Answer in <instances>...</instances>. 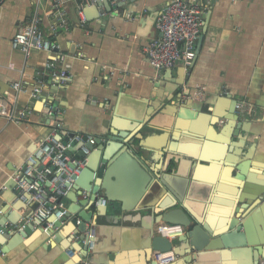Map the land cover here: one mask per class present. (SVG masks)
I'll return each mask as SVG.
<instances>
[{"label":"crops","instance_id":"0c3cea01","mask_svg":"<svg viewBox=\"0 0 264 264\" xmlns=\"http://www.w3.org/2000/svg\"><path fill=\"white\" fill-rule=\"evenodd\" d=\"M171 1L118 0L116 5L110 3L111 9L102 6L86 14L94 8L88 7L84 24L76 5H69L68 28L60 30L54 41L71 66V81L56 88L46 69L51 54L38 50L24 54L11 47L14 36L35 15L44 33L50 34L55 21L52 0H0V101L14 106L17 118L24 116L21 123L0 116V225H18L29 213V207L17 198L11 176L54 122L44 101L33 96L39 81L45 82L41 97L58 106L57 118L66 130L119 146L115 138L124 133L128 135L124 142L131 139L139 153L138 163L123 164L119 157L109 189L95 195L107 199L108 213L102 217L94 213L86 224V229L96 231L93 250L86 252L85 243L79 241L85 234L76 235L75 225L83 219L70 212L77 206L67 194L58 205L69 214L56 229L59 238L43 230L42 224L33 226L28 237L14 245V236L6 241L0 234V264H159L151 253L150 235L157 236V227L166 222L155 211L166 199L176 202L169 193L157 199L160 188L156 185L163 186L160 177L182 187L187 214L207 227L211 223L228 231L236 210L238 216L250 218L248 232H243L247 245L213 246L202 264H260L264 259V248L258 243L264 235V196L251 206L246 203L252 186L264 188V0H197L203 27L192 66L184 71L179 63L159 72L149 64L145 47L160 37L155 19ZM104 66L117 71L110 74ZM180 79L183 85L173 83ZM13 84H20L24 91L17 93ZM199 87L205 88L201 101L194 96ZM235 102L247 107L241 121L248 130L241 140L229 136L226 141L218 135L221 140L216 143L225 149L214 152L215 163H203L200 172L212 189H193L192 162L177 165L170 159L174 154L199 153L196 141L202 140L190 131L201 139L216 137L227 120L212 122L217 121L216 115H228ZM229 145H238L237 152L230 153ZM232 162L244 166L246 181L236 178ZM145 188L144 196L137 197L136 192ZM86 196L78 193L77 200L84 202ZM181 207L178 203L172 210ZM96 208L89 200L80 211L90 213ZM170 264L196 263L178 256Z\"/></svg>","mask_w":264,"mask_h":264},{"label":"built area","instance_id":"2783aa9c","mask_svg":"<svg viewBox=\"0 0 264 264\" xmlns=\"http://www.w3.org/2000/svg\"><path fill=\"white\" fill-rule=\"evenodd\" d=\"M99 1L102 0H52L55 21L50 26V34L44 33L40 26L41 20L35 15L14 36L11 41L12 49L24 54H29L33 50L51 54V58L46 63V69L56 88L63 87L71 81V66L66 62L65 55L54 38L60 30L68 28L66 9L69 5L75 4L80 22L84 24L87 21L86 8L96 7ZM107 1L109 4L116 5L118 0ZM201 15L202 9L197 0H172L157 15L155 25L160 37L153 39L145 47L149 64L156 71L171 70L179 63H182L185 68L192 66L203 27ZM104 67L110 74H115L117 71L112 67ZM44 86L45 82L39 81L33 96L44 101L48 115L54 119V122L49 133L36 144L25 164L16 169L11 176L17 198L29 207V213L18 225L6 222L0 234L23 231L29 225L40 226L50 218L61 221L66 212L58 208L60 199L67 195V185L74 182V176L82 173L87 162V158H79L77 154L70 151L75 144H81L80 151L85 156H89L91 152L87 145H96L97 137L72 133L65 129L63 122L57 118L61 114L58 106L47 103L46 98L41 97ZM11 87L17 93L24 91L20 84H13ZM194 96L197 100H203L205 88H197ZM235 108L239 115H244L247 111L246 105L242 102L237 103ZM0 116L17 123L24 120V116L17 118L14 114V106L11 107L3 101H0ZM107 203L106 198L97 196L93 204L103 207ZM50 227H53V224ZM156 233L172 241L183 235L184 229L180 225L163 223L157 227ZM84 234L88 239V249L91 251L95 247V228L90 227ZM177 258L178 256L173 252L154 253V259L159 264H170ZM260 264H264V259L260 261Z\"/></svg>","mask_w":264,"mask_h":264},{"label":"water","instance_id":"95a60500","mask_svg":"<svg viewBox=\"0 0 264 264\" xmlns=\"http://www.w3.org/2000/svg\"><path fill=\"white\" fill-rule=\"evenodd\" d=\"M107 6L108 9H111L110 4L107 0H102L97 2V6L91 9H88L86 11V14L90 11H93V9L99 11V7ZM99 13V12H96ZM185 71V67H182ZM188 77H184V79ZM176 85H183V82L180 80H177V82H173ZM170 102H172L171 99H169ZM238 102L234 103V108H231L228 111V115H224L219 117V115H216L217 121L212 122V124H217L219 122L220 118H224L227 120L226 126L222 128L219 133L216 132V137H210L207 136L206 139L199 138V134L196 133V131L191 130L190 134H192L193 137H196L198 140H202L201 142H197V144L200 145L199 153H196L195 156H189V157H182L178 156L177 154H174L173 157L170 159L175 164H182L184 160L192 162V188H205L212 189V186L208 183H206L201 175L200 172L203 170L202 164L206 163L209 165H212L215 163V158L213 156L214 152L217 151H224V147L220 144L216 143V141L221 140L219 136L224 137V139L227 141L229 136L231 138H238L242 139L244 138V134H246L247 130L244 122L241 121L242 115H239L236 113V105ZM211 116V115H208ZM112 134H115L112 131ZM188 135V134H187ZM219 135V136H218ZM128 138L127 134L120 132L117 134V137L115 138V141L121 142V146L115 145V144H109L105 145L103 142V139L97 138L96 145H87L88 149L90 150L91 154L89 156H85L81 151V144H75L70 153L77 154L79 158H87V162L85 165V169L82 171V173L79 176H74L73 180L74 182L70 185H67V198L75 204L77 207H74L70 209L71 213H77L79 216L83 219L81 224L75 225L76 226V235L85 233L86 232V224L89 221H92L94 217V213H97L98 217L106 216L108 213V206L103 207H97L94 212H86V211H80L81 206H86L89 202V200L93 201V203L96 200V194H99L100 190L103 188L105 190H108V180L113 174L114 171V165L119 157H121V163L126 164L128 161L131 162V160L137 162L139 156L138 150H134V148L131 146L130 142L127 141L125 143V139ZM176 141V139H174ZM238 149V145H229L227 150L230 153H236ZM173 154V153H172ZM178 157V158H177ZM115 158V159H114ZM138 163V162H137ZM169 166V165H168ZM216 166V165H215ZM232 166L236 173V178L238 180H247V175L245 174L244 166L240 163H234L230 165ZM178 172V171H177ZM169 176H172L171 173L168 174ZM148 179V178H147ZM159 181H162L163 186H158L160 188V192L158 193L157 199H159L163 194L169 193L170 195L175 198L176 202L172 203L171 200H164L158 205L159 211H155L156 214L159 215V219L166 223H174L179 224L183 226L184 233L183 235L179 236L173 241H169L165 238H163L161 235H154L151 234V253L159 252V253H167V252H173L175 255L181 257L184 259V262H190V263H196V264H202L203 260L207 258L210 254L208 251H212L213 246H219L224 248H231L235 246H245L248 243V240H245V234H243L244 231L248 232L249 222L250 218H248V215H241L238 216V210H236L235 220L231 222L229 225L228 231L225 232L226 228L224 227H217L216 225H213L210 223V226L208 227L205 225V223L202 222L201 219H197L194 215H188L187 210L184 208V202L181 198V190L182 187L178 185L175 181H172V179L166 177L162 178L160 177L158 179ZM100 181V182H99ZM147 188L141 190L137 193V197H143L145 194V190ZM179 192V193H178ZM78 193H80L82 196L87 194L86 198L83 201L77 200ZM85 193V194H84ZM264 196V188H260V186H252L250 191V197L246 201L249 206H251L259 197ZM62 198L60 199L61 202ZM158 201V200H157ZM59 202V203H60ZM122 207L121 209L124 210V201L122 200ZM181 204L182 208L181 210H172L175 208L176 204ZM153 208H156L155 206H152ZM77 208V209H76ZM247 208V207H246ZM244 208V210L246 209ZM249 208L246 209V211ZM186 210V211H185ZM80 211V212H79ZM69 214H65L64 218L68 217ZM240 219H244V222H241ZM62 221V220H61ZM60 220H57L55 218L47 219L45 223L42 224V229L46 230L49 234H52L54 236L58 235L56 233V229L58 228ZM17 224V223H16ZM49 224H53V227H50ZM3 225H0V230L2 229ZM32 225H29L25 227L23 231L15 232L13 234L5 233L3 234L6 241L10 240V236H14L15 239L11 242V245H14L16 243L21 242L22 238H27L28 234L31 233ZM59 238V235L57 236V239ZM80 242H84V249L86 252H89L88 249V239L85 236H82L79 239ZM259 246L264 248V235L260 238V241L258 242ZM251 244V243H250ZM252 245H256L255 243H252ZM208 253V254H207ZM262 257V255H260ZM156 261V260H155Z\"/></svg>","mask_w":264,"mask_h":264},{"label":"bare ground","instance_id":"6f19581e","mask_svg":"<svg viewBox=\"0 0 264 264\" xmlns=\"http://www.w3.org/2000/svg\"><path fill=\"white\" fill-rule=\"evenodd\" d=\"M175 240V239H174ZM263 260V259H262ZM260 263V262H259Z\"/></svg>","mask_w":264,"mask_h":264}]
</instances>
